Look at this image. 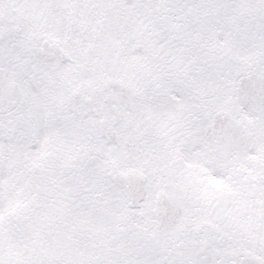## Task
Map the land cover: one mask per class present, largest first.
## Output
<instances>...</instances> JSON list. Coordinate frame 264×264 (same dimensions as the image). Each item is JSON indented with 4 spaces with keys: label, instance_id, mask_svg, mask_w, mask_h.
<instances>
[{
    "label": "snow or ice",
    "instance_id": "obj_1",
    "mask_svg": "<svg viewBox=\"0 0 264 264\" xmlns=\"http://www.w3.org/2000/svg\"><path fill=\"white\" fill-rule=\"evenodd\" d=\"M0 264H264V0H0Z\"/></svg>",
    "mask_w": 264,
    "mask_h": 264
}]
</instances>
